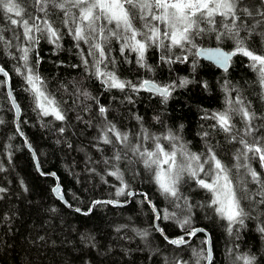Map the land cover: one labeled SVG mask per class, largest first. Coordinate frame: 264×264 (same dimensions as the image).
<instances>
[{
    "label": "trees",
    "instance_id": "16d2710c",
    "mask_svg": "<svg viewBox=\"0 0 264 264\" xmlns=\"http://www.w3.org/2000/svg\"><path fill=\"white\" fill-rule=\"evenodd\" d=\"M246 2L257 4L258 0ZM24 7L27 9L25 19L29 16H43V13L35 10L30 0L24 3ZM259 19V16L255 17V20ZM255 20H249V24L255 25ZM3 23L6 25L3 28L4 36L12 32L10 29H15L13 32H23L22 27L11 25L9 19L0 11V25ZM203 27L207 29L212 26ZM215 27L216 33L206 31L197 36L192 44H185L183 48H173L164 53L167 62L169 57L175 55L177 60L168 62V68L162 66L157 69L153 77L143 71L148 69L150 64L156 63V55L160 53L155 47L146 51L144 67L137 63V58L133 60L128 54L121 58L118 41H113L110 53L106 47L109 58L115 57L125 65L121 63V66L114 70H109L104 65L101 68L115 71L120 79L131 81L133 84L138 85L141 81L149 79L157 84L171 85L174 84V77L182 73L188 74V83L178 91L176 90L180 85H175L167 100L146 89L133 91L126 88L121 91L106 88L94 75L95 69L87 70L80 64V50L83 49L84 55L87 56L88 47H84V43L80 42V48H77V42L73 40L70 43L69 38L62 37L61 32L59 47L50 50L39 43L36 45L29 53V66L38 71L44 79L46 90L52 93L59 103L65 120L58 121L52 116H40L35 109L32 94L25 91L28 85L24 75L21 82L10 75L12 92L21 109L19 126L35 150L41 169L45 173L55 171L66 200L72 206L89 210L86 213L67 209L52 194L54 177L37 172L30 152L15 130L12 117L14 112L5 84H0V121H3L0 137L7 138L14 149L13 153L2 155L0 139V159L6 158L7 165L0 170V178L8 187V190L3 192L4 197L0 199V264H165L166 261L167 264H174L176 260L195 264L197 256L194 252L203 251L206 255L205 238L201 233L195 234L183 245L167 243L153 228L152 211L141 194L133 195L130 203L125 206L92 204L95 199L101 201L110 196H117L116 192L105 191L103 185L105 180L115 181L116 176L110 175L112 171L107 169L116 165L124 179L123 183L121 180L118 182L117 188L142 190L159 210L163 211V215L165 210L177 213L176 218L172 220H163L161 215L160 224L168 236L181 235L194 227L204 226L212 235L211 264H235L237 254L255 256V264H264V233L259 231V228L264 227V204L260 203L264 196L258 194L259 185L251 181L247 171L239 172L238 167L232 169L228 166L229 159L233 153L243 148L242 145L235 141L229 142L228 134L212 127L215 121L203 118L206 113L210 115L212 112L225 110L226 98L235 100L238 97L244 98L245 104L250 102V110L256 113L259 111L258 116L264 114V87L258 83V74L250 67L251 61L248 57L241 54L233 56L227 70L198 58L196 50L201 46L234 50L233 39L227 35L217 39V35L225 30L220 25ZM261 30L260 26H256L257 33ZM246 35L247 29L242 28L240 36ZM245 43L250 50L264 54V40L258 35L246 39ZM190 61L198 65L191 69L188 67ZM22 65L23 61H18V66L24 73ZM0 66L7 68L1 61ZM220 76H224L229 86L220 88ZM0 81H3L2 77ZM85 92L92 101L82 97L81 94ZM130 95L138 98L132 101ZM88 105L98 111L103 128L110 122L111 116L116 119L118 130L129 134L128 148L137 143L149 145V141L141 139L140 133L143 129L157 136L171 129L189 151L193 152L190 146L199 149L200 154H205L202 155V160L211 154L208 152L211 148L217 158L231 169L232 179L235 177L240 183L236 185L238 194H241V189L244 188L247 196L251 197L241 201L247 213L243 225L236 223L231 226L232 231L229 232V222L221 220L214 212L219 222L216 221L213 212L205 210L210 194L187 177L180 185L182 198L175 201L169 210L168 204L172 198L161 194L154 179L148 177L149 172L139 162V157L119 142L105 144L100 139L103 131L99 134L88 126L87 118L92 112L90 109L86 111ZM100 106L108 110L103 115L99 113ZM34 115L50 117L54 120L56 128L38 129L39 134L34 135L26 123ZM138 117L142 119H137ZM257 120L253 123L258 126L261 121L258 120V124ZM233 124L234 132L243 127L238 115L233 117ZM61 128L64 129L63 132L60 131ZM204 133H207V136ZM109 136L114 140L111 133ZM261 136H264V130L245 138L249 143H255L256 138ZM202 142L206 145L205 149L202 148ZM259 143L264 147V140ZM116 153L121 156L119 161L114 159ZM247 155L248 159L241 156L237 165L247 163L264 180V169L259 156H253V153ZM105 158H110V161H105ZM204 167L207 170L208 164ZM235 171L237 174H234ZM200 178L207 177L200 173ZM125 196L124 193L118 197ZM176 203L180 208L175 207ZM188 217L190 224L180 227L178 221ZM144 231L148 233L146 237L140 235ZM199 264H206L203 257L199 258Z\"/></svg>",
    "mask_w": 264,
    "mask_h": 264
},
{
    "label": "snow or ice",
    "instance_id": "6c2138e0",
    "mask_svg": "<svg viewBox=\"0 0 264 264\" xmlns=\"http://www.w3.org/2000/svg\"><path fill=\"white\" fill-rule=\"evenodd\" d=\"M25 2L26 0H0V11L9 19L11 25L22 27V36L29 42V45L33 41L38 43L40 38H46L50 43L59 47L58 42L61 39V33L55 26L56 22L51 19L52 16H56L59 23L68 29L66 34H70L73 40L77 42L75 45L77 48H80V42L88 45L87 56L84 55L83 49L80 50L81 62L87 69L89 66L88 57H92L94 75L108 89L121 91L126 88H131L133 91L146 89L158 93L167 100L170 89H173L175 84L161 86L152 81L143 80L137 85L131 81L120 79L115 71L103 70L101 65L106 68L108 63L113 65L116 63L114 58L110 59L109 55L106 54V47L110 53L113 41H118L120 53L123 54L125 50L136 53L137 63L144 67L145 53L149 48L158 47L167 51H171L173 48H183L185 44H192L197 36L206 31L216 33V25L222 26L225 30L216 38L220 39L224 35L231 37L235 43L234 50L225 52L216 48L203 50L198 54L207 55L209 59L221 66H226L228 61L237 54L248 57L251 61L250 67L258 74V83L264 87V54H257L250 50L245 43L246 39L254 35H258L261 40H264V0H258L257 4L247 3L246 0H30L35 10L43 13V16H29L28 19L24 18L27 14V9L24 7ZM256 16H259L260 19L255 20ZM249 20H255V25H250ZM201 25L212 27L206 29ZM256 26H260L262 29L258 33ZM242 28L247 29L245 37L240 36ZM10 30L15 31V29ZM4 31L5 29L0 28V46L6 49L13 45L10 40L5 39ZM33 33L41 35L37 37ZM13 39L18 40L20 36L15 35ZM165 41L168 43L166 44ZM17 47L20 55L14 58L23 61L22 66L25 71L21 73L20 67L14 70L18 74L24 75V80L28 85L25 91L32 94L35 108L43 116H52L58 121L65 120V114L59 103L46 90L44 79L38 71H34L29 66L31 47ZM160 59L165 60V56L161 55ZM38 63L39 60H37ZM0 73H3L5 77L8 76L2 66H0ZM7 82V80L0 81V84ZM187 83V80H182L180 86ZM8 95L11 97L12 93L9 92ZM83 95L88 96L89 94L85 92ZM12 103L19 113V105L14 99ZM226 104L225 110L215 111L210 115L206 113L203 118H210L215 121L212 127L228 134L229 142L235 141L243 146L241 150H238L237 160L241 156L248 159L247 154L253 153V156H259L261 166L264 167V147H261L259 143L260 140H264V136L257 137L255 143H249L245 138L264 130V114L258 116L255 111H251L250 102L245 104L244 98L241 97L235 100L226 98ZM107 111L104 106L99 107L101 115ZM237 115L240 117L243 127L234 132L233 117ZM137 119L142 118L138 117ZM257 119L261 121L258 126L253 123ZM2 122L0 121V123ZM181 127L183 126L181 125ZM60 131L63 132L64 129L61 128ZM102 131L103 134L100 139L105 144L119 142L128 148L129 134L118 130L115 124L108 122ZM109 133L112 134L114 140L110 138ZM204 135L207 136V133ZM140 136L142 140L149 141V145L144 146L142 143H137L128 150L135 153L144 169L152 174L161 194L166 198H172L171 202L173 203L180 200L182 198L180 185L187 177L188 180L195 182L199 188L210 194L208 206L220 218L229 222V232L232 231V225L236 223L243 225L247 213L244 211L241 201L245 198L251 199V197L247 196V191L244 188L241 189V194H238L237 187L230 175L231 169L221 159L217 158L211 148L208 149L211 154L206 155V158L202 160V155L205 154L189 151L186 145L181 142V138L171 129L159 136L143 129ZM161 140L167 141V146L161 143ZM126 156L127 152H125ZM114 159L119 161L121 159L120 154L116 153ZM205 164H208L207 170H205ZM235 167H244L247 170V175H250L251 181L259 185L258 194L264 196V180L261 179L260 174L247 164L236 165ZM200 173H203L207 178H200ZM109 174L116 176L123 183L119 170ZM0 191H4V189H0ZM53 191L61 195L59 185ZM123 194V187L117 189V196ZM131 194L129 193V195ZM106 203H113V201H106ZM149 203L151 202L149 201ZM260 203L264 204V200H261ZM152 207L153 211L157 212L156 219H161L155 206ZM175 207L180 208V205L176 203ZM176 215L175 211L169 213L165 210L162 219L172 220L176 218ZM178 224L182 228L189 225L190 217L178 221ZM157 231L163 234L164 230L157 228ZM198 231L203 230H189L186 235H195ZM259 231L264 233V227L259 228ZM140 235L146 237L148 233L144 231ZM165 239L168 238L165 237ZM168 242L173 245H183L186 240L181 236L170 239ZM204 243L210 245V239ZM206 253L205 255L203 251L194 252V255L197 256L195 264H199L200 257L211 264L210 246L206 249ZM255 259V256L249 254L235 256V260L241 264H255ZM174 264H187V262L176 260Z\"/></svg>",
    "mask_w": 264,
    "mask_h": 264
},
{
    "label": "bare ground",
    "instance_id": "6f19581e",
    "mask_svg": "<svg viewBox=\"0 0 264 264\" xmlns=\"http://www.w3.org/2000/svg\"><path fill=\"white\" fill-rule=\"evenodd\" d=\"M26 3H27V0H26ZM27 5V4H26ZM33 6V5H32ZM37 16H39V15H37ZM51 19L53 20V21H55L56 23H55V26L59 29V31L62 33V37H64V38H69V40L68 41H70V43L71 42H73V38H72V36L70 35V34H66L67 32H68V29L66 28V27H64V26H62L60 23H59V21H58V18L55 16V17H51ZM31 22V21H30ZM6 25L3 23V24H1L0 25V28H4ZM201 27H203V25H201ZM15 35H19L20 36V39H13V37L15 36ZM33 35H35V36H37V37H40V35L41 34H39V33H33ZM4 37H7V38H5L6 40H10L11 42H12V47H10V48H4V47H2V46H0L1 47V49H0V61L1 62H3L4 63V65L7 67V68H5L9 73H10V75L12 74L18 81H22L23 80V75L22 74H18L14 69L15 68H17V67H19L18 66V61H20V60H18V59H16V58H14V57H18L19 55H20V53H19V51H18V47L17 46H19V47H23V46H30L31 47V49L33 50L35 47H36V45L39 43V44H41L42 46H45V47H49V49L50 50H53L55 47H57V45H54V44H52V43H50L49 41H48V39H46V38H40L39 39V42L38 43H36L35 41H33V42H31L30 43V45H29V42L28 41H26L24 38H23V36H22V33H19V32H9V33H7ZM8 37H11V39L9 38L8 39ZM165 43L167 44V41H165ZM58 44H60L59 42H58ZM83 46L84 47H88V45H86V44H83ZM156 49H157V51H158V53H160V55H163L164 53H168V51L167 50H164V49H161V48H158V47H155ZM32 52V51H31ZM9 53H11V55H9ZM128 54V57L129 58H131V59H133V60H136V58H137V54L136 53H134V52H129L128 53V51L127 50H125L124 51V53L123 54H119V56L122 58V56H125V55H127ZM197 54V53H196ZM160 55H156L157 57H156V63H154L153 65L152 64H150L149 66H148V69H145L143 72L146 74V75H149V76H155L156 75V70L157 69H159V68H161L162 66L164 67V68H168V62H167V59L166 60H161L160 59ZM198 56V55H197ZM111 58H114L115 59V57H110V59ZM198 58H200L199 56H198ZM88 59H89V66H88V68H87V70H93L94 68L92 67V63H93V59H92V57H88ZM201 59V58H200ZM169 60H172V61H175V60H177V57H176V55L175 56H171V57H169ZM203 60V59H202ZM115 61H116V63H115V65H113V64H111V63H108L107 64V67L106 68H108L109 70H114L115 68H118V67H120L121 66V63L123 64V65H125V63L124 62H122V61H118V59H115ZM128 63V62H127ZM81 65H82V67L84 68L85 66L82 64V62L80 63ZM198 65V63H195L194 61H190L189 63H188V67L189 68H194V67H196ZM214 65V64H213ZM102 66V65H101ZM86 68V67H85ZM23 70L21 69V73H23L22 72ZM12 77V76H11ZM188 79V74H184V73H182V74H180V75H178V76H176V77H174L173 79H172V81L174 82V84L176 85V86H179L180 85V82L182 81V80H187ZM149 80V79H148ZM159 85H161V84H159ZM161 86H163V85H161ZM227 86H229V83H228V81L224 78V76H220V88L221 87H227ZM180 89H182V86H180V87H178L177 88V90L176 91H178V90H180ZM171 91H172V89H170V94H171ZM50 95H52L53 96V94L52 93H49ZM156 94H158V93H156ZM82 95V97L85 99V100H87V101H92L91 99H90V97H87V96H85V95H83V94H81ZM159 95V94H158ZM130 99H132V101H136V99L138 98H136V96L135 95H130ZM169 97V96H168ZM163 98V97H162ZM18 103V102H17ZM19 105V104H18ZM20 107V106H19ZM87 108H86V111H89V109L92 111L91 113H90V115H89V117L87 118V124H88V126L89 127H91V128H93L94 130H95V132L96 133H101L102 132V130H103V124H102V122H101V120H100V118H99V116H98V111L93 107V106H91V105H88V106H86ZM84 108H85V105H84ZM36 109V108H35ZM21 110V109H20ZM36 111L39 113V115L40 116H43L40 112H39V110L38 109H36ZM20 113H21V111H20ZM12 117L14 118V116L12 115ZM109 120H110V122L111 123H113V124H115L116 125V127H117V129L119 128V126L116 124V119L115 118H113L112 116L109 118ZM54 120L53 119H51L50 117H39V116H36V115H34L33 116V118L31 119V120H29L28 122H26L27 123V126L31 129V130H33V133H34V135H38L39 134V130L38 129H44V128H49L50 130L51 129H55L56 128V126H55V123L53 122ZM108 123H106V125H107ZM69 125V124H68ZM68 125H66V127H68ZM1 129H2V125H1V123H0V131H1ZM0 139H1V145H2V152H1V154L2 155H7V154H11V153H13L14 152V149H13V146H12V144H11V142L10 141H8L7 140V138H4V137H0ZM181 142L182 143H184L182 140H181ZM161 143H165L163 140H161ZM185 144V143H184ZM189 148L194 152V153H198V154H200L201 152H200V150L199 149H196L195 147H190L189 146ZM30 154H31V152H30ZM31 157H32V159H33V155L31 154ZM6 159V158H5ZM5 159H0V170L2 169V168H5L7 165L5 164ZM105 161H110V158H105ZM33 163H34V166H35V169L37 170V172L41 175V173L39 172V170L37 169V167H36V164H35V162H34V160H33ZM41 168V167H40ZM42 170V169H41ZM108 171H117L118 170V167H117V165L116 166H113V167H111V168H109V169H107ZM43 171V170H42ZM92 171L94 172V167L92 168ZM49 173H51L55 178H57L58 179V176H57V174H56V172L55 171H50ZM151 174V173H150ZM149 173H148V177L150 176V177H152V179H153V176H151ZM54 178V179H55ZM115 179V181L114 180H105L104 182H103V185H104V190L105 191H107V192H117V189H119V188H117V186H118V182H120V180L119 179H117V177H115L114 178ZM123 179V178H122ZM124 180V179H123ZM55 183H56V180H55ZM233 183L235 184V185H239L240 183L237 181V179L235 178V177H233ZM55 185V184H54ZM54 185H53V187H54ZM53 187L51 188V191H52V194L54 195V193H53ZM120 188H122V187H120ZM0 189H4V191H2V193H1V191H0V199H2L3 197H4V193L3 192H6V190H8V187L6 186V184L4 183V182H2L1 181V178H0ZM130 192H132V194L131 195H129V193ZM124 193L126 194V196L125 197H123V198H121V197H118V196H114V197H112V196H110V197H108L107 199H105V200H101V201H98L97 199H95V200H93V202H92V204H97V202H99V203H104V204H106V201H113V203H108V204H110V205H113V206H125V205H127V204H129L130 203V201H131V198H132V196L133 195H135V194H146L144 191H142V190H138V189H133V188H129V189H125L124 190ZM147 195V194H146ZM55 196V195H54ZM55 198H56V196H55ZM59 200V199H58ZM60 201V200H59ZM148 205H149V207H150V209H151V211H152V214H153V216H152V225H153V228L157 231V228H160V229H162V226H161V224H160V219L159 220H157L156 219V215H157V212H154L153 211V205L155 206V208L157 209V211H158V213H159V215L161 216V215H163V211L162 210H159V208L154 204V202L151 200V199H149L148 197H147V199H145L144 200ZM149 201L151 202V203H149ZM61 202V201H60ZM68 202V201H67ZM69 203V202H68ZM118 203V204H117ZM70 204V203H69ZM64 205V204H63ZM71 205V204H70ZM67 209H69V207H67L66 205H64ZM75 207H77V206H75ZM172 207H173V202H171V200L169 201V204H168V209L169 210H171L172 209ZM77 208H79V207H77ZM81 209V208H80ZM84 211H81V210H79V211H77L76 210V212H79V213H86V212H89V210L87 211V210H85V209H83ZM205 210L206 211H212L213 212V215H214V218L216 219V221H218L219 222V220L217 219V217H216V214L214 213V211L212 210V208L211 207H209V206H206L205 207ZM75 211V210H74ZM218 218H220V217H218ZM221 220H224V219H222V218H220ZM228 226V225H227ZM194 228H196V229H202L203 231H198L199 233H201L203 236H204V238H205V241H206V237H210V239L212 240V235H211V232L206 228V227H204V226H197V227H194ZM194 228H192V229H190V230H193ZM162 237H163V239L167 242V243H169L165 238H164V236L161 234V232L160 231H157ZM194 236V235H193ZM193 236H191V237H193ZM169 237H173V236H169ZM191 237H187V238H189V240L188 241H190V238ZM187 241V242H188ZM186 242V243H187ZM170 244V243H169ZM173 245V244H172ZM205 249H206V246H205ZM238 255V254H237ZM235 264H241V262H239V261H237V262H235Z\"/></svg>",
    "mask_w": 264,
    "mask_h": 264
},
{
    "label": "water",
    "instance_id": "95a60500",
    "mask_svg": "<svg viewBox=\"0 0 264 264\" xmlns=\"http://www.w3.org/2000/svg\"><path fill=\"white\" fill-rule=\"evenodd\" d=\"M216 48H219V47H216V46H211V47H200V48H198V49L196 50V53H197V55H198L201 59H203V60H205V61H208V62L214 64L215 66H217L218 68H220V69H222V70H227V69L229 68V66H230V61H228V63H227L226 66H221V65L217 64L214 60L209 59V58L207 57V55H205V54H198V53H201L203 50L216 49ZM219 49H221V50H223V51H225V52H229V51H227V50L224 49V48H219ZM4 70L8 73V76L5 77L3 73H0V76L3 77L4 80H7V81H8L7 83H5V88H6V92H7L8 99H9L11 105H12L13 112H14V126H15V129H16L17 133L19 134V136L21 137V139H22V141H23L24 146L26 147V149H27L29 152H31V154L33 155V160H34V162H35V164H36L37 169H38L39 172L41 173V175L50 174L52 177H54L51 173H45L44 171L41 170L40 165H39V161H38V158H37V155H36V152H35V150L33 149V147L31 146V144L29 143V141H28L26 135L24 134V132L21 130V128H20V126H19V117H20V111H21V110H20V107H19V113H17L16 108L13 107V103H12L13 99L15 100L16 104H18V103H17L16 98H15V96L13 95V92H12V87H11V77H10V74H9V72H8L5 68H4ZM149 81H151V80H149ZM152 82H153V81H152ZM9 92L12 93V96H11V97H9V95H8ZM21 133H22V134H21ZM54 178H55V177H54ZM55 180H56V183H55L53 189L56 188L57 185H59L60 192H61V195H62V198H61V195H58L55 191H53V193H54V195L56 196V198L59 199V200L61 201L62 204H64V205H66L67 207H69V209H71V210H75V211H76L77 209H79V210L83 211L82 209L77 208V207H75V206H72V205H70V204L67 202V200H66V198H65V196H64V193H63L62 186L60 185V183H59V181H58L57 178H55ZM130 193H132V192H130ZM141 195L143 196L144 199H147V196H146L145 194H141ZM117 204H118V203H117ZM162 229H163V228H162ZM195 229H196V228H194L193 230H195ZM197 233H199V232H196V234H197ZM162 235L164 236V238H165V237L168 238V239H166L167 241H169L170 239H176V238H179V237L183 236L184 239L186 240V242L189 240V238H186V237H191V236H193V235H186V232H185V233H183V234H181V235H176V236H173V237H169V236L165 233V231H163V234H162ZM209 239H210V237H206V240H209ZM210 242H211V239H210ZM175 246H179V245H175ZM205 246H206V249L210 246V247H211V252H212V243H210V245L207 244V243H205ZM212 256H213V254H212ZM211 259H212V257H211ZM206 264H209V262H208L207 260H206Z\"/></svg>",
    "mask_w": 264,
    "mask_h": 264
},
{
    "label": "rangeland",
    "instance_id": "374dc122",
    "mask_svg": "<svg viewBox=\"0 0 264 264\" xmlns=\"http://www.w3.org/2000/svg\"><path fill=\"white\" fill-rule=\"evenodd\" d=\"M257 114H259V111L257 112ZM259 120V119H258ZM258 120H257V123H258ZM259 124V123H258ZM16 130V129H15ZM226 139V138H225ZM227 140V139H226ZM165 143V146H167V141H164ZM240 145V144H239ZM241 146V145H240ZM243 147V146H242ZM202 148L205 149L206 148V145L202 142ZM236 153H238V151H236L235 153H233V156L231 159H229V163H228V166L232 169H237V167H235V164L237 165V162L238 160L236 159ZM247 163H243V165H245ZM238 171L239 172H244V171H247L244 167H238ZM234 174H237L236 171ZM253 190V189H252Z\"/></svg>",
    "mask_w": 264,
    "mask_h": 264
}]
</instances>
